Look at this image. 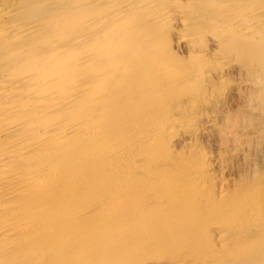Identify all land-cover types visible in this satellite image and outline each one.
Instances as JSON below:
<instances>
[{"label":"rangeland","instance_id":"obj_1","mask_svg":"<svg viewBox=\"0 0 264 264\" xmlns=\"http://www.w3.org/2000/svg\"><path fill=\"white\" fill-rule=\"evenodd\" d=\"M43 1L40 10L28 6L20 18L42 20L43 36L49 38L52 29L61 30L60 43L91 35L82 26L85 21L94 19L103 22V28L112 27L106 39L100 38L105 31L104 35L100 28L95 31L100 39L94 41L93 49L77 47L68 53L70 60L93 56V64L66 75L90 77L93 89L106 94L108 102L104 99L102 106L94 100L91 115L105 113L111 117L107 125L132 127L127 141L142 129L149 143L154 140L166 146L177 141L176 149L165 156L158 154L157 161L150 162L144 152L137 159L130 156L129 162L139 163L132 173H116L89 187L84 176V184L76 188L75 207L91 206V210L75 228H63L61 253L70 254L76 248L83 258L79 264L104 259L109 264H264V0H144L152 3L153 10L140 13L130 24L134 18L130 12L110 20L123 0L56 5L54 0ZM18 2L3 1L1 7L16 12ZM164 9L176 12L180 22L156 26L146 22ZM118 28L130 33L117 35ZM34 41L28 43L43 45V50L47 47L46 40ZM51 65L43 61V73L48 76L56 72ZM116 86L122 96L118 91L115 96ZM106 92L113 93L114 99ZM84 102L80 99V107ZM53 119L48 112H33V121L41 125ZM170 125L173 130L158 133L162 141L147 137L150 130ZM102 126L95 127L97 133L107 132ZM159 164L168 170H161ZM151 165L154 170H147ZM23 167L19 162L15 169ZM116 198L123 199L121 206L113 205ZM15 202L9 206L11 211ZM104 202L108 209L100 212ZM16 221L15 226L23 223ZM99 228L108 229L106 240L97 236ZM120 228L122 237L117 240ZM88 243L94 244L93 249L84 252ZM17 258L20 263L16 259L13 264H25L22 256ZM62 261L71 263L64 257Z\"/></svg>","mask_w":264,"mask_h":264},{"label":"bare ground","instance_id":"obj_2","mask_svg":"<svg viewBox=\"0 0 264 264\" xmlns=\"http://www.w3.org/2000/svg\"><path fill=\"white\" fill-rule=\"evenodd\" d=\"M3 1L12 0H0V223L4 224L0 226V264H13L16 259L19 262L21 259L17 258L19 256L23 257L25 264H61L63 257L71 262L70 264H79L81 261L76 253L77 249L70 250L69 247L67 249L71 251H69L70 254L64 255L63 252L61 253L60 244L63 238L61 236L63 228L65 226L66 228H75L77 221L86 217L85 212L91 208V206L87 209H76L75 207L78 197L76 188L78 184H84L83 177H88V180L84 182L89 183L87 185L89 187L92 183L96 184L97 180L104 179L100 182L110 180L109 176L116 173V175L132 173L138 169L139 163L129 162L130 156H135L137 159L138 155L144 152L149 154L150 162L157 161L158 154L160 156L171 154L173 149H176L177 141L171 140V142H167L166 146H160L154 140L149 143L144 133L145 129L136 133L138 135L134 136L133 140L127 141L125 137L132 134L130 131L132 127L107 125L106 122L111 117H107L105 113L97 117L91 115L90 107L93 106L94 100L97 105L101 104L102 106L107 100L103 91L101 94L100 91L93 89L92 78L66 77L69 72L90 66L94 62L92 55H87L86 58L82 57L83 59L79 58L80 60H70L71 56L68 53L77 47L84 50L93 49L94 41L100 38L106 39L112 27L103 28V22L96 23L93 22L94 19L93 21L84 20L82 26L87 28L91 35L80 38L71 37L70 42L61 41L60 43L58 40H61V30L52 29L53 33L49 38V36H43L44 24L42 20L26 21L20 18L28 6H32L30 9L34 7L40 10L43 7V2L46 3V1L21 0L17 3L19 5H17L16 12L12 9H3L1 7ZM54 1L56 5L64 2L72 4L76 0ZM134 2L133 0L120 1L110 20L119 19L126 12H130L132 13L131 17L134 16L132 21L127 23L130 24L136 22V16H139L140 13H151L149 10L152 8V3L144 0L145 3ZM18 16L19 20H16ZM148 17L146 22L153 26L166 24L180 18L172 9H164ZM123 25L121 24L120 28H124ZM99 28L100 35H104V31L106 35L98 39L99 32L96 34L95 31ZM120 28L117 29L120 32L117 35L127 32V29ZM172 32L176 34L175 31L172 30ZM29 40L31 42L46 40V43L51 42V44H46L47 47L43 50V45L36 43H32V45L28 43ZM35 44L37 46H34ZM43 61L52 62L51 66L56 69L57 73L54 71L52 76L43 73ZM118 89L114 91L115 96L121 95L123 92ZM117 91L120 93L117 94ZM106 93L108 94V92ZM109 95L111 94H108L107 97ZM112 95L114 94L112 93ZM80 99L85 101L81 107ZM109 102L113 103L111 100ZM33 112H48L54 116V119L49 124L41 125L37 120L33 121ZM99 125H103L102 127L108 128L109 131L97 133L95 127ZM99 130H101L100 127ZM168 130H173L171 125L168 127L159 126L150 130L147 137L150 134V137L162 141L163 139L157 136L158 133L165 135ZM122 138L127 143L116 142ZM19 162L24 165L23 170L15 169ZM158 167L161 170H168L160 164ZM147 170L153 171L154 166L151 165ZM89 176H93L94 179ZM12 202H15L17 208L14 207L15 210L11 211L9 206ZM123 202V199L116 198L113 205L121 206ZM106 204L108 203L104 202L99 207L97 206L101 208L100 212L104 211ZM103 207L104 209H102ZM107 209L105 210L107 211ZM92 214L94 213L92 212ZM63 218L68 223L66 221L63 223ZM16 219H22L23 223L15 226L13 223L17 222ZM100 229V234L97 236L102 235V239L106 240L108 229L105 228L106 232ZM89 230L91 231V229ZM96 232L98 233V231ZM42 237L43 242L40 241ZM72 237L74 236L68 238L73 239ZM121 237L122 230L120 228V233L116 235V238L119 240ZM85 245L84 252L93 249L94 246L90 243ZM19 246L25 247L23 248L25 251H16ZM82 259L80 258V260ZM93 264H109V262L104 259Z\"/></svg>","mask_w":264,"mask_h":264}]
</instances>
